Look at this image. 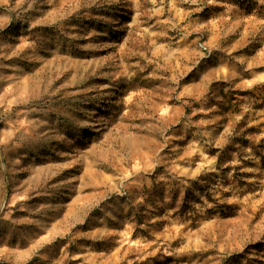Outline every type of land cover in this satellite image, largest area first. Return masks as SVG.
<instances>
[{
  "label": "rangeland",
  "instance_id": "rangeland-1",
  "mask_svg": "<svg viewBox=\"0 0 264 264\" xmlns=\"http://www.w3.org/2000/svg\"><path fill=\"white\" fill-rule=\"evenodd\" d=\"M0 264H264V0H0Z\"/></svg>",
  "mask_w": 264,
  "mask_h": 264
}]
</instances>
